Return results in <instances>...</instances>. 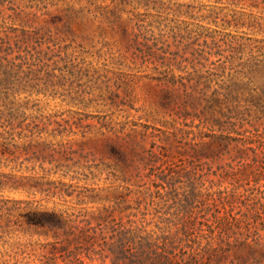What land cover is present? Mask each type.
Wrapping results in <instances>:
<instances>
[{
    "label": "rangeland",
    "instance_id": "1",
    "mask_svg": "<svg viewBox=\"0 0 264 264\" xmlns=\"http://www.w3.org/2000/svg\"><path fill=\"white\" fill-rule=\"evenodd\" d=\"M123 199L264 264V0H0V264H111L81 228Z\"/></svg>",
    "mask_w": 264,
    "mask_h": 264
},
{
    "label": "trees",
    "instance_id": "2",
    "mask_svg": "<svg viewBox=\"0 0 264 264\" xmlns=\"http://www.w3.org/2000/svg\"><path fill=\"white\" fill-rule=\"evenodd\" d=\"M130 208L123 199L117 207L103 209L95 217L96 225L86 220L81 236L88 258L109 259L111 264H199L198 256L188 249L184 222L166 217L162 218L165 224L158 226L161 233L147 231L145 217L138 219V211L125 214L127 219L122 215ZM117 211L119 217L115 216ZM27 218L30 223L50 226L55 238L59 237L62 217L56 212L33 209ZM70 259L72 264L82 263L76 256Z\"/></svg>",
    "mask_w": 264,
    "mask_h": 264
}]
</instances>
